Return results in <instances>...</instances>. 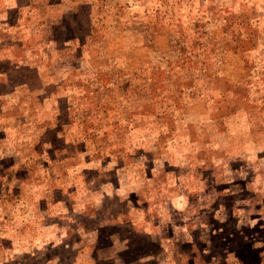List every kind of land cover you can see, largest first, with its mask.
Segmentation results:
<instances>
[{"label": "rangeland", "instance_id": "1", "mask_svg": "<svg viewBox=\"0 0 264 264\" xmlns=\"http://www.w3.org/2000/svg\"><path fill=\"white\" fill-rule=\"evenodd\" d=\"M0 264H264V0H0Z\"/></svg>", "mask_w": 264, "mask_h": 264}, {"label": "trees", "instance_id": "2", "mask_svg": "<svg viewBox=\"0 0 264 264\" xmlns=\"http://www.w3.org/2000/svg\"><path fill=\"white\" fill-rule=\"evenodd\" d=\"M73 19H74V23L75 22L78 23L81 20H84V21L88 22L89 16H88V13H83L81 10H79L73 16ZM88 23H90V22H88ZM80 24H81V22H80ZM24 68L31 69L28 73L25 74V76L23 75L24 80H25L24 82L32 90L42 87L43 86V80L40 79L41 77H40V75L38 73L37 67L36 66H31V67L25 66ZM22 71H23V69H22ZM32 72H33V74H32ZM33 76L36 77V78H33ZM138 81L139 82H137L138 85H137V88H136L137 90L142 89L143 86L145 85L144 83L140 82L141 80H138ZM116 82H118V80H116ZM132 82H135V81H132V80L127 78V79L123 80V82H122L123 85H121V86L123 87L124 90H126V89L131 90L132 88L130 87V85H134V84H132ZM113 85H115V84L113 83ZM4 172H7V170L4 171Z\"/></svg>", "mask_w": 264, "mask_h": 264}]
</instances>
